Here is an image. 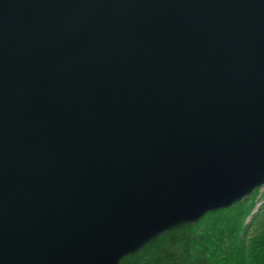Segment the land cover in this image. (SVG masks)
Wrapping results in <instances>:
<instances>
[{
    "label": "water",
    "instance_id": "obj_1",
    "mask_svg": "<svg viewBox=\"0 0 264 264\" xmlns=\"http://www.w3.org/2000/svg\"><path fill=\"white\" fill-rule=\"evenodd\" d=\"M264 186V0H0V264H121Z\"/></svg>",
    "mask_w": 264,
    "mask_h": 264
},
{
    "label": "trees",
    "instance_id": "obj_2",
    "mask_svg": "<svg viewBox=\"0 0 264 264\" xmlns=\"http://www.w3.org/2000/svg\"><path fill=\"white\" fill-rule=\"evenodd\" d=\"M259 193L260 189L253 194ZM241 203L208 214L196 225L164 234L121 264H264V239L249 255L241 242V220L247 214L240 208L246 203Z\"/></svg>",
    "mask_w": 264,
    "mask_h": 264
},
{
    "label": "rangeland",
    "instance_id": "obj_3",
    "mask_svg": "<svg viewBox=\"0 0 264 264\" xmlns=\"http://www.w3.org/2000/svg\"><path fill=\"white\" fill-rule=\"evenodd\" d=\"M243 203L246 204L240 208L244 212L247 210V214L241 220L240 235L241 242H244L245 250L249 255L250 250L256 248L257 244L264 239V186L260 189V193L257 196L252 194L243 200L241 204ZM246 259L249 260L251 258L247 256Z\"/></svg>",
    "mask_w": 264,
    "mask_h": 264
}]
</instances>
